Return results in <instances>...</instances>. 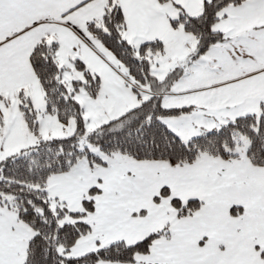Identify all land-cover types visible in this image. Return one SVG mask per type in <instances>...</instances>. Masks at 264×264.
<instances>
[{"label":"snow or ice","instance_id":"6c2138e0","mask_svg":"<svg viewBox=\"0 0 264 264\" xmlns=\"http://www.w3.org/2000/svg\"><path fill=\"white\" fill-rule=\"evenodd\" d=\"M0 264H264V0H0Z\"/></svg>","mask_w":264,"mask_h":264}]
</instances>
